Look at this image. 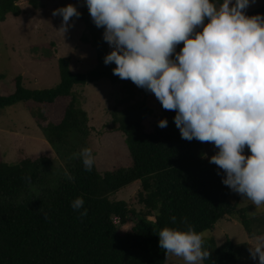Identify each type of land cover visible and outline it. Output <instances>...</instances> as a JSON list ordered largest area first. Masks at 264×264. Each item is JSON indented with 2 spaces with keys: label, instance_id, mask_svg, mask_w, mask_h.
Returning a JSON list of instances; mask_svg holds the SVG:
<instances>
[{
  "label": "trees",
  "instance_id": "1",
  "mask_svg": "<svg viewBox=\"0 0 264 264\" xmlns=\"http://www.w3.org/2000/svg\"><path fill=\"white\" fill-rule=\"evenodd\" d=\"M22 1L0 0V24L10 15H22ZM41 2L29 0L34 9H39ZM78 11L81 17L70 22H84L81 40L95 49L97 67L85 74L74 73L71 59H60L61 83L50 90L27 89L18 77L15 91L6 90L0 96V109L19 103L39 105L41 112L32 113L46 140L65 160L86 143L92 130L74 88L108 79L120 86L123 95L120 104L125 108H117L111 115L126 137L133 165L128 171L101 173L95 164L88 172L77 159L68 166L75 179H60L53 187L47 186L54 168L52 159L41 157L10 165L0 156V264H167L171 254L167 259L159 247L158 233L163 228L186 231L192 225L196 232L204 233L214 231L220 221L235 214L252 235L247 211H238L231 202L233 191L222 183L223 170L209 162L219 150L206 154L203 142L182 139L174 123L176 112L163 109L159 101L160 120L167 118L168 126L160 128L157 123L147 128L145 121L154 113L147 101L149 92L115 76L114 63L104 64V57L112 51L103 40L104 28L95 26L86 6ZM257 14H264V7L247 15ZM183 46L178 45L177 52ZM142 94L144 98H140ZM138 183L143 211L124 201H111L113 195ZM78 197H83L84 207L74 210L71 202ZM84 209L87 216L80 214ZM115 218L120 225L115 224ZM129 221L134 226L122 233L120 228ZM202 250L210 253L204 264H243L231 239L222 246L214 238L203 241ZM249 264H259L258 259Z\"/></svg>",
  "mask_w": 264,
  "mask_h": 264
},
{
  "label": "clouds",
  "instance_id": "2",
  "mask_svg": "<svg viewBox=\"0 0 264 264\" xmlns=\"http://www.w3.org/2000/svg\"><path fill=\"white\" fill-rule=\"evenodd\" d=\"M256 0H84L92 22L104 28L112 51L104 64L155 95L163 109L175 111L181 138L213 143L209 162L223 170L222 183L256 206H264V14L248 16ZM62 17L59 32L82 15L69 4L52 12ZM208 21L205 24V21ZM183 43L177 52V46ZM168 126L167 118L158 127ZM245 146L251 155L243 153ZM91 172L90 147L73 154ZM218 175L221 173L218 172ZM69 181L75 178L65 170ZM30 182V177L27 178ZM83 197L71 202L84 207ZM81 216H87L84 209ZM46 218V217H45ZM172 223L176 217L172 216ZM159 247L186 264L208 259L203 233L163 228ZM249 244L253 260L264 264V234Z\"/></svg>",
  "mask_w": 264,
  "mask_h": 264
},
{
  "label": "rangeland",
  "instance_id": "3",
  "mask_svg": "<svg viewBox=\"0 0 264 264\" xmlns=\"http://www.w3.org/2000/svg\"><path fill=\"white\" fill-rule=\"evenodd\" d=\"M69 4L77 9L85 7L82 6L84 0H42L41 7L34 9L29 0H23L20 3L22 15H10L6 22L0 24V96L6 90L11 93L15 91V80L18 77L23 78L24 86L30 90H50L57 87L61 83L60 59H71V70L74 73L85 74L97 67L95 49L81 40L86 28L84 22H70L73 27L65 34L59 32L62 21L60 16H53L52 12ZM262 7L264 0H256L245 14ZM73 91L90 118L92 130L86 143L79 145L65 160L61 159L46 140L41 124L32 113L33 110L37 113L40 106L33 102L19 103L0 109V156L5 163L17 165L28 159L35 161L48 157L53 160L54 168L47 186L53 187L57 185V181L66 178L65 170L68 172V166L77 160L73 158V154L85 147L93 150L96 166L101 173L128 171L132 168L133 161L126 137L113 123L111 115L115 109L125 108L120 104L123 99L120 86L103 79L87 86H76ZM140 98H144V95ZM147 101L154 113L147 118L145 126L152 128L160 121L161 107L152 93H149ZM203 145L206 154L219 150L213 143L203 142ZM242 154L251 155L247 146ZM140 190V183L135 184L113 195L111 201H124L132 209L141 212L144 206L138 200ZM246 199L233 192L231 202L238 211H247L252 235L246 232L238 214L220 221L214 231L203 233V241L214 238L218 246L231 239L237 246L238 256L243 264L254 261L248 251L249 244L255 243L252 237L264 234V206L257 211L256 206ZM133 226V221H129L120 230L123 233ZM167 264L186 262L182 257L171 254ZM197 264H204V261H197Z\"/></svg>",
  "mask_w": 264,
  "mask_h": 264
},
{
  "label": "built area",
  "instance_id": "4",
  "mask_svg": "<svg viewBox=\"0 0 264 264\" xmlns=\"http://www.w3.org/2000/svg\"><path fill=\"white\" fill-rule=\"evenodd\" d=\"M111 50H112V48H111ZM115 224L120 225V220L118 218H115Z\"/></svg>",
  "mask_w": 264,
  "mask_h": 264
}]
</instances>
